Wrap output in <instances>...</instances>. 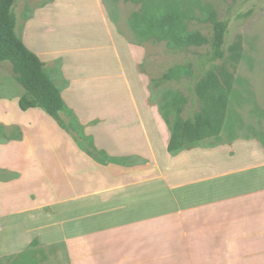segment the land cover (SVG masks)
<instances>
[{"label": "crops", "instance_id": "0c3cea01", "mask_svg": "<svg viewBox=\"0 0 264 264\" xmlns=\"http://www.w3.org/2000/svg\"><path fill=\"white\" fill-rule=\"evenodd\" d=\"M120 1L15 0L11 7L16 35L66 104L82 123L102 118L109 129L150 121L129 39L138 24L126 22ZM125 1L140 13V1ZM58 76L67 84L60 87ZM238 84L231 92L242 101L229 114L244 109L242 127L176 150L155 111L153 135H91L113 162H97L69 135L52 148L46 135H31L22 157L37 160L30 173L39 174L27 182L35 198L25 201L28 210L7 214L5 232L26 243L59 240L70 264H264V84ZM102 85L128 95L95 103Z\"/></svg>", "mask_w": 264, "mask_h": 264}, {"label": "rangeland", "instance_id": "374dc122", "mask_svg": "<svg viewBox=\"0 0 264 264\" xmlns=\"http://www.w3.org/2000/svg\"><path fill=\"white\" fill-rule=\"evenodd\" d=\"M133 1L141 2L139 14L137 12L133 14L135 6L128 1L121 0L118 6L123 10L126 22L131 23L136 20L138 24L134 25L137 38L129 39L135 51V59L145 88L143 101H147L148 107L142 110L147 113V119L150 121L136 125L126 123L117 126V124L109 129V125L104 124L102 118H95L96 120L85 123L79 120L83 125L82 130L68 132L41 108H30L26 111L19 108V98L28 94L17 81L11 64L0 62V264H70L68 249L59 240L48 243L35 236L26 243V239L21 234L17 238L5 232L7 214L18 212L21 214L23 210L29 209V204L26 205L25 201L35 198L37 188L34 186L29 189L27 182L31 183L32 174H39L37 169H35L38 171L37 174L30 173L37 160L35 164L32 160L25 164L22 157V154L26 155L23 151L31 149L27 146L31 135H46L41 139L46 140L45 143L49 148L53 147V143L62 147L61 135H69L75 138L76 142L84 145H87V139L82 135H142L144 129L147 132L145 135H153V111L158 114L165 126L163 115H167L171 120L177 117L182 120L194 118L201 106L195 94V87L209 73L219 75L220 70L223 69L226 74L232 75L231 89L234 83L242 86L248 83L264 84V0ZM165 15L179 16V20L164 25L161 17ZM218 21L227 24L221 58L214 55L212 45L214 23ZM171 26L179 33L198 31L206 38V42L202 45H187L176 36L169 44L168 32L171 31ZM74 27L76 28L73 29L77 31L83 29V26L74 25ZM237 45H240V51H234L235 53L232 54L239 53L240 57L238 61L231 62V49L238 48ZM241 58L245 59V63ZM58 64L59 61L53 64L57 75ZM245 69L247 73L242 75ZM57 80L60 87L67 84L59 76ZM231 89L226 98L225 116L220 131L225 128L232 132L235 127H242V123L245 122L244 109L239 113L234 109L233 115L229 114L234 106L239 105L237 102L242 101L240 92L236 97ZM91 90L96 88L93 87ZM111 90L108 91L105 85L98 87L97 93L94 94L95 103L100 101L99 97L102 98L101 101L108 102L116 99V95L120 99L128 95L124 90L115 94L110 93ZM175 94L181 95L178 103L180 111H177L176 106L173 105ZM59 118L68 122L70 116L66 112H60ZM167 127L170 131L168 125ZM115 130L117 132H114ZM48 135L60 136L54 138L53 142ZM199 140L185 143L180 148ZM23 147L25 148L22 149ZM132 161L143 162V159L136 157ZM42 209L48 211V207L43 206ZM33 239H36L35 243H31Z\"/></svg>", "mask_w": 264, "mask_h": 264}, {"label": "trees", "instance_id": "16d2710c", "mask_svg": "<svg viewBox=\"0 0 264 264\" xmlns=\"http://www.w3.org/2000/svg\"><path fill=\"white\" fill-rule=\"evenodd\" d=\"M14 2L15 0H0V62H9L11 64L17 81L29 96L24 95L19 98V108L23 111L30 108H41L66 131L82 130V123L73 112V109L64 101L60 88L54 84L50 75L45 71L43 62L39 56L31 51L21 38L16 35L14 30L15 20L11 12ZM174 20L177 22L179 16L165 15L161 17L164 25L174 23ZM226 28L227 24L225 22L218 21L214 23L212 45L213 53L218 58L223 56L222 46ZM168 34L170 36L169 44L176 36L187 45H202L206 42V38L198 31L179 33L175 27L171 26V31ZM237 46L238 48L231 49V62L238 61L240 57L239 53L236 55L232 54L235 53L234 51H240V45ZM231 85L232 75L226 74L223 69L220 70L219 75L209 73L195 87V94L201 106L193 119L182 120L177 117L175 120H171L167 115H163L166 124L170 128L171 137L168 142L170 150H176L185 143L219 133L223 124L226 98ZM180 98L181 95H174L173 105L176 106L177 111H180L178 107ZM60 112H66L70 116L68 122H64L59 118ZM82 136L87 139V145L76 142L75 138L73 139L80 149L89 154L97 162L107 163L108 161L113 162L117 159L116 157L109 156L104 150L98 149L94 145L91 135ZM35 242L36 239L31 241V243Z\"/></svg>", "mask_w": 264, "mask_h": 264}]
</instances>
